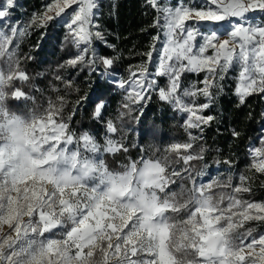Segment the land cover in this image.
Instances as JSON below:
<instances>
[{"label": "snow or ice", "instance_id": "snow-or-ice-1", "mask_svg": "<svg viewBox=\"0 0 264 264\" xmlns=\"http://www.w3.org/2000/svg\"><path fill=\"white\" fill-rule=\"evenodd\" d=\"M17 7L0 0V264H264V200L254 198L264 188V111L245 171L215 158L226 175L208 173L204 135L221 122L222 110L208 113L229 80L237 109L264 100V17L252 15L264 14V0H142L154 15L141 31L157 34L132 53L143 59L127 76L99 23L101 0H48L26 23L12 19ZM53 21L75 53L41 88L46 73L30 72L35 57L21 44ZM66 68L120 90L114 114L104 100L91 113L101 136L75 127L87 95L72 99L80 89ZM153 96L182 118L185 139L131 140Z\"/></svg>", "mask_w": 264, "mask_h": 264}, {"label": "trees", "instance_id": "trees-1", "mask_svg": "<svg viewBox=\"0 0 264 264\" xmlns=\"http://www.w3.org/2000/svg\"><path fill=\"white\" fill-rule=\"evenodd\" d=\"M48 0H17L18 7L14 11L13 20H19L21 23H26L34 12L42 11V6ZM102 13L99 17V23L112 33L108 37L110 42L117 44L119 50L123 53L124 58L118 63L117 71L123 76H127L126 68L129 64H136L143 59L142 56L132 55L134 52H144L152 42V37L157 34L155 27H148L147 31H141L142 28L150 25L153 19V13L149 9L148 15L143 14L144 9L141 7L142 0H115L117 8L113 12V0H101ZM44 29L34 30L32 34L25 38L21 44L22 52H29L35 57L28 64L30 72H45L46 75L42 79L35 81L41 88H46L51 80V71L58 65L66 61L70 55L75 53V49H71L63 45L65 28L53 21L46 30V35L41 38L40 33ZM119 36L117 40L115 37ZM96 47L103 54H110V50L97 44ZM62 74L66 78H74L75 85L79 87V93H73L72 99L78 96L87 95V99L82 102L81 111L76 119L78 123L75 125L78 129H88L95 132L98 136L103 133L101 125L91 119L96 104L100 100H104L107 106V112L114 114L118 103L121 100V92L115 89L112 84L106 80L100 79L98 76L89 77L87 70L76 74V69L66 68L61 69ZM200 77L191 75L188 82L198 80ZM229 87L226 94L221 97L218 102V108L211 109L208 114L220 115L222 110L223 115L219 124L214 123L207 128L205 142L210 151L206 153V159L210 167L208 173L215 174L217 172L225 173L227 165L221 163L217 165L213 162L215 158L223 160L230 158L234 161V166L237 171H245V166L249 164L248 148L249 145L259 146L258 136L262 127L260 112L264 111V100L259 97L249 99L248 106L237 109L235 105V97L232 96L233 84L229 80ZM51 94V93H49ZM253 113L252 119L247 118V113ZM182 118L178 117L171 108L161 103L155 96L144 109L143 116L138 125L139 137L135 134L131 136V140H139L144 145L156 144L166 145L173 140L185 139L184 132L180 127ZM219 127L220 131H217ZM235 128L241 133L239 138H233L231 129ZM220 151L217 152L216 150ZM131 157L138 155L136 149H132L129 153ZM111 160V157H109ZM210 176H205L204 180H208ZM221 179L224 176L220 177ZM256 200H264V188L256 187Z\"/></svg>", "mask_w": 264, "mask_h": 264}, {"label": "rangeland", "instance_id": "rangeland-1", "mask_svg": "<svg viewBox=\"0 0 264 264\" xmlns=\"http://www.w3.org/2000/svg\"><path fill=\"white\" fill-rule=\"evenodd\" d=\"M252 15H254V16H256L257 17V23H259L260 22V18L261 17H264V14H262V13H255V14H252ZM159 46V45H158Z\"/></svg>", "mask_w": 264, "mask_h": 264}]
</instances>
